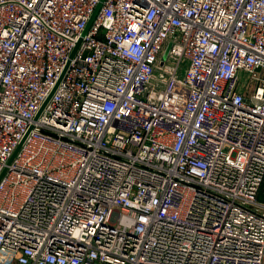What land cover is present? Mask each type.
I'll return each instance as SVG.
<instances>
[{
	"label": "built area",
	"instance_id": "obj_1",
	"mask_svg": "<svg viewBox=\"0 0 264 264\" xmlns=\"http://www.w3.org/2000/svg\"><path fill=\"white\" fill-rule=\"evenodd\" d=\"M99 1L0 0V264H264V0Z\"/></svg>",
	"mask_w": 264,
	"mask_h": 264
},
{
	"label": "water",
	"instance_id": "obj_2",
	"mask_svg": "<svg viewBox=\"0 0 264 264\" xmlns=\"http://www.w3.org/2000/svg\"><path fill=\"white\" fill-rule=\"evenodd\" d=\"M102 1H103V0H100V1L98 2V4L96 5V7H95L93 13L91 14V17H90L89 20H88V23H87L85 29H84L83 32H82V36L86 33L87 29L89 28V26H90V24H91L93 18L95 17V15H96L98 9L100 8V6H101V4H102ZM82 36H81V37L79 38V40L77 41V43H76L74 49L72 50V52H71V54H70V57H72V56L74 55V53H75V51H76V49H77V47H78V45H79V43H80V41H81ZM166 51H167V50H166Z\"/></svg>",
	"mask_w": 264,
	"mask_h": 264
}]
</instances>
